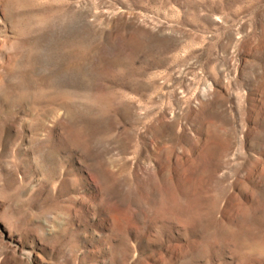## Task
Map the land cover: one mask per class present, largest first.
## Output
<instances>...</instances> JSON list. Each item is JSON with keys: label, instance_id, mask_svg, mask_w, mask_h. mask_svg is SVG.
Wrapping results in <instances>:
<instances>
[{"label": "rangeland", "instance_id": "374dc122", "mask_svg": "<svg viewBox=\"0 0 264 264\" xmlns=\"http://www.w3.org/2000/svg\"><path fill=\"white\" fill-rule=\"evenodd\" d=\"M0 264H264V0H0Z\"/></svg>", "mask_w": 264, "mask_h": 264}]
</instances>
